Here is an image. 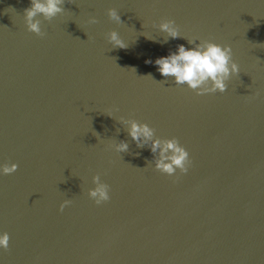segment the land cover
<instances>
[{"label":"water","instance_id":"95a60500","mask_svg":"<svg viewBox=\"0 0 264 264\" xmlns=\"http://www.w3.org/2000/svg\"><path fill=\"white\" fill-rule=\"evenodd\" d=\"M30 4L0 0V264H264V0H65L39 17L44 37L27 28ZM164 18L183 37L154 26ZM194 38L231 44L241 72L225 92L158 71ZM120 117L178 138L188 172L157 170ZM97 173L110 185L100 205Z\"/></svg>","mask_w":264,"mask_h":264},{"label":"clouds","instance_id":"9594fccd","mask_svg":"<svg viewBox=\"0 0 264 264\" xmlns=\"http://www.w3.org/2000/svg\"><path fill=\"white\" fill-rule=\"evenodd\" d=\"M65 0H31L29 7L24 9L25 21L30 32H34L38 36L47 35L41 28L42 16L45 20L51 21L57 15L63 13ZM108 16L116 23H124L121 15L116 8L107 10ZM98 18L93 15L89 17V23H98ZM154 26L167 33V37L173 39L183 37L180 32V26L174 19L164 18L158 25ZM107 39L114 45V48L126 49L128 44L120 36L115 29L106 34ZM164 39L163 42H167ZM185 38V37H184ZM187 39L188 44L194 45L189 48L184 44H179L177 50L170 52L167 56L159 57L155 60L158 71L165 77H174L176 85H187L198 95L207 93H215L217 91L223 93L228 88V81L233 74L239 75L241 72L240 65L233 59V49L231 44H221L212 39L200 40ZM149 63L151 61H148ZM151 76V74H149ZM154 79V78H153ZM165 82V81H163ZM256 95H259L257 93ZM111 116V115H110ZM120 123L127 125V133L137 144V147L150 145L151 152L154 154L155 168L162 173L172 176L177 172L187 173L192 163L188 150L180 143L176 137L160 138L155 135V129L147 122H140L136 119H126L120 117ZM117 134L120 129L117 128ZM115 150L119 153L129 150V143L126 140H119L114 144ZM158 153V155H157ZM139 155V153H137ZM19 165L17 163H5L2 166L3 174H12L17 171ZM95 187L88 190L89 196L100 205L110 200V185L101 180V175L97 173L93 177ZM72 203L71 199H65L60 210L63 211L67 205ZM10 234L4 232L0 234V247L5 250L9 249Z\"/></svg>","mask_w":264,"mask_h":264}]
</instances>
